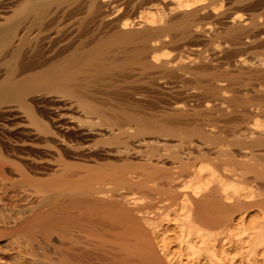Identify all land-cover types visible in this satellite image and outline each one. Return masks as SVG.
<instances>
[{
	"label": "bare ground",
	"instance_id": "obj_1",
	"mask_svg": "<svg viewBox=\"0 0 264 264\" xmlns=\"http://www.w3.org/2000/svg\"><path fill=\"white\" fill-rule=\"evenodd\" d=\"M172 1V11L189 14L166 21L155 7L131 20L108 13L107 0H4L0 5V137L15 155L47 153L54 162L45 180L30 171L37 176L31 179L28 173L31 183L48 185L31 213L25 212L27 207L17 209L22 218L10 227L33 240L41 256L54 253L59 264H264V210L249 202L256 196L251 178L264 172V66L238 60L249 65L237 63L230 73L221 63L190 68L180 55L171 56L167 45L192 34L190 12L206 0ZM235 2L240 7L228 16L220 34L264 56V0ZM168 29L179 32L166 40ZM157 67L176 80L182 71L196 74L193 80L210 97L206 100L227 95L225 77L241 86L242 75L260 82L251 85V96H232L229 103L225 97L220 103L206 101L195 111L181 100L173 103L172 97L174 106L151 111L129 89L125 97L116 96L122 81L116 74L127 80ZM103 81L108 94L97 99L102 92L93 88ZM230 90L233 95L235 90ZM74 114L86 123L82 133L75 134L67 121ZM23 124L32 129L20 127L21 133H14L21 135L17 141L28 139L33 147L16 145L10 137L14 134L9 127ZM189 127L201 144L214 147L210 162L201 157L202 149L199 162H192L198 155L186 149L192 158L184 160L187 154L180 149L176 152L186 157L172 154L177 161L163 171L165 162L161 166L157 161L173 144L166 140L181 139ZM83 136L92 137L91 142ZM143 145L149 149H141ZM8 162L19 175L25 174L23 166ZM155 164L162 168L160 180H166L161 184L175 191L169 206H158L156 219L139 207L147 196L144 189H150L147 183L153 185L150 168L158 170ZM114 183L127 191L117 193Z\"/></svg>",
	"mask_w": 264,
	"mask_h": 264
},
{
	"label": "rangeland",
	"instance_id": "obj_2",
	"mask_svg": "<svg viewBox=\"0 0 264 264\" xmlns=\"http://www.w3.org/2000/svg\"><path fill=\"white\" fill-rule=\"evenodd\" d=\"M3 1L4 0H0V5L3 3ZM107 3L110 6V10H108V8H106V10H108V13L114 12L117 17H121V16L125 17V18L127 17L128 19H131V20L132 19L136 20L137 19L136 17H137V15H139L140 11H144L146 9L155 10V7L161 8V11L164 13L163 19L166 21L175 20L176 18L174 19V17H176L177 15L179 16V18L181 17V19H182V16H184V14H185L184 10H181V11H179V10L178 11H176V10L172 11L171 10V8H173V6H174V3L172 0H107ZM237 4L238 3H236L235 0H206L203 4L197 5L195 11L190 12V14H191L190 18L192 20H194V25L191 26L192 34L189 36H183L182 39L178 40L177 42L169 43L167 45L168 52H171V56H173V57L180 55L182 57V62L185 60L183 63L186 62L185 63L186 66L189 64L187 67H190V68H195V66L197 67L203 63H204L203 64L204 66H208L209 64H212L210 66H213L215 63H219V64L221 63V65L223 64L222 66L224 68L227 67L228 71H226V69H225V71L231 73V71L237 70L236 67H239L240 65H242V66L243 65L245 66L247 64L249 65V63H250V65L253 64L252 66H254V65L264 66V62H263L264 56H261V55L259 56L257 49H253L251 47H250L251 48L250 49L249 46H247V45H246L247 46L246 47L245 45L241 46V45L231 44L226 36L220 34V32H222V29H223L222 27H223L224 22L228 21V16L233 14L234 11H236L238 9V7H240ZM235 8H237V9H235ZM114 13H113V15H114ZM186 14H189V13L186 12ZM178 32H179V30L168 29L167 31H165V34L167 35L166 40L173 38ZM236 47H239V49L238 48L235 49ZM255 52L258 55H256ZM228 53H230V54L228 55ZM250 53L253 55H251ZM223 55H224V57H223ZM261 57H263V59H261ZM231 58H233V59H231ZM257 59H259L260 61ZM177 60H176V62H177ZM238 60H246L249 63L246 64V61H245L244 64H239L237 62L239 64V66H238L236 63V61H238ZM214 61H216V62H214ZM133 67L137 69L139 66H137V67L133 66ZM140 71H138V72H140ZM116 72L118 73V71H115V74H116ZM141 72L139 73L140 76L137 74V75H135L136 77H133L131 79L129 78L127 80L126 79L124 80L123 78L119 79L120 73L116 74L118 81L119 80L121 81V79H122V81L120 82V87L116 88V92L118 93L116 96L118 98L125 97L127 92H128V89H129V93L133 92L132 93L133 99H135V100L138 99V102L140 101L139 103H140V105H142V107H147V105H148L147 108H149L151 111H153L152 109H156L159 111L160 108L161 109L170 108V106H174L173 103H175L177 100H181L180 101V103L182 102L181 105H183V104H184L183 106L186 105V107H188L186 109H188L190 111H192L193 109L196 110L197 108H199V106L202 108L204 105V102H206V101H209L211 103H213V102L214 103H220V101H222V98H224V97L226 98L225 99L226 101L228 100L225 103H229V100L232 98V96L238 95V97H241L242 95L243 96L247 95V93L250 96L252 94H254V91H253L254 88H252V87H254L255 85L257 86L260 82L259 80L257 81V79H255V77L250 78V77H246V75H244V76L242 75V80L244 79L242 81V86H241V84L235 85L234 84L235 82L233 81V79L230 78V76H228V77H225V79L222 81V83L225 86L226 85L230 86L229 88L226 86V88L228 90L229 89H232L230 91L235 90L233 92V95L231 92L229 93V91L227 90V92L223 93V95L227 94L226 96H223V97L222 96H215V97H211V99H209V100H206L205 98H210V97H207L205 94L203 96V94H201V93H205V92L202 91L201 87L197 84V82L193 80V79H197L196 74H192L193 75L192 76L191 74H189V73L186 74V73H184L185 71H182L181 73L179 72V75L182 76L181 79L177 78V80H176L174 78V75L172 77V75L170 76V74H168L164 69L158 68V67L150 69L147 72H144V71L142 73ZM166 73L168 75H166ZM194 75L196 76L195 78H194ZM185 76H186V78H185ZM171 78H173V79H171ZM252 78H253V80H251ZM248 79H249V82H251L250 84L248 82ZM183 81H185V82H183ZM151 82L153 83V85ZM246 82H248V83H246ZM186 83H188V84H186ZM243 83H244V85H243ZM196 84L198 86H196ZM252 84H253V86L251 87ZM237 85L239 86V88ZM244 86H245V88H244ZM178 87H181V88H178ZM169 88H171V93H169L170 91L167 92L168 90H170ZM176 88H178L179 90ZM246 88L247 89L249 88V89L247 90ZM93 89L102 92L99 94V97H97V99H101L100 96H107V94H108L105 91V90H107L105 81H103L101 85L95 86ZM242 91H244V92H242ZM246 91H248V92H246ZM180 92H181V94H180ZM234 93H235V95H234ZM169 97L170 98L172 97L173 99L172 98L171 99L173 101L175 99V101L172 103V100L169 99ZM182 98H184V99H182ZM168 100L169 101L171 100V102H169ZM141 101L144 104H142ZM167 102L172 104V105L166 104ZM178 103H179V101H178ZM180 103H179V105H180ZM225 103H223V106L228 105ZM166 105H167V107H166ZM189 107H191V108L189 109ZM201 108H199V110ZM156 110H154V111H156ZM195 110H193V111H195ZM75 115L76 114H74V116ZM74 116H72V117L67 116V121L70 124V127H71V129H73L72 131L75 134H77V132L82 133L81 130H82V128H84L86 126L85 125L86 123L85 122L82 123L83 120L82 119L79 120L77 115H76L77 118L76 117L74 118ZM263 116H264V114H263ZM23 126L27 129H30L32 127V126L27 125V124H25V125L23 124L22 126H15L14 125V126L9 127L10 129H8V132H10L12 134H14L15 132L21 133L20 127H23ZM77 128H78V130H77ZM188 129L193 130L190 127L185 130L186 133L182 136L185 138L181 137L182 143H181V139H178V138L177 139L172 138L174 140H172V139L166 140V142H168V143H171V144L173 143L172 145L170 144L171 145L170 147L172 149L170 147H168L173 151V153H171L172 152L171 150L168 151L170 154H169L168 158H166V155L168 154V152H165L166 155H164V158H161L160 159L161 161L159 160L160 162L157 161L161 166H163L164 162H165L166 165H164V167H162V168H164L163 171L165 170L166 166H168L166 168H169V166L172 165V163L174 161H177L176 157L175 158L170 157V156H173L175 154L177 155V153H180L178 155L180 157L182 156L181 158H185L186 155L183 153V152H185L187 154V158H185L184 160H186V161H190V159L192 158L191 156L195 154L196 156L198 155L197 156L198 158L193 156V159H191L192 162L193 161L199 162L200 160L202 161L203 160V158L201 159L202 156L204 157V160H206V162H208V163L210 162L211 156L208 157V154L214 149V147H212V145L210 143H209L210 146L208 143H207V145H206V143L201 144L203 142L199 139V137L197 135L194 136L195 135L194 131H189ZM83 130H85V128ZM192 132H193V134H192ZM10 137H11V139L16 141V145L20 144V146L25 147V148L26 147L27 148L33 147L32 146L33 143L31 141H29L28 139H24L27 141H23V142L17 141V140L21 139L20 134H14ZM84 137H86V136H83V138ZM2 138H4V137L1 135V137H0V141H1L0 142V149H1L0 150V172H1V174H0V264H41V263H43V264H59L60 260H59L58 256H56L54 253H49L47 257L41 256L40 251L33 249L34 248V245L32 242L33 240H31L26 234H24L21 231L10 229V227L13 224H15L16 221H19L22 218V214L17 213V211H18L17 209H20L21 207H27L28 209H25V212H27V214L31 213L35 208V207H33V205H35L37 203L36 202L38 200L37 197L40 196V193L42 192V190L43 191L45 190L44 187L46 185H48L47 183H45L46 185L44 184L45 181L42 182L44 185H42V183H40V185H39V183L38 184L37 183H31L30 182L31 180L29 181L28 176L32 172V174L33 173L37 174L38 177L43 178L45 180L47 175H49L52 172L51 168H53V165H51V168H49L50 163H51L49 156L47 153H43L45 155L37 154V156H35L33 154L28 155V154H24V153H21L19 155H15L7 149L8 148L7 139L6 138L2 139ZM91 138L86 137L87 142L85 141L86 139H83V140H84V142L89 143V141H90L89 139H91ZM177 140H180V142L179 143L176 142ZM174 141L177 144H174L175 143ZM174 145L177 147H175ZM194 146L197 148H195ZM198 146H199V148H198ZM234 146H237V145H234ZM43 147L44 146H42L41 149L44 150L45 147L44 148ZM237 147H239V146H237ZM143 148H144V150H146V149L148 150L149 146L143 145L141 149H143ZM180 149L183 152H180L181 151ZM183 149H186L187 151L192 150L193 154L190 151L189 153H191L192 155L190 154V157H189L188 152L183 150ZM196 149H197V151H195ZM201 149H202V151H201ZM210 149H212V150H210ZM176 150L177 151L180 150V151L176 152ZM199 150L201 152H199ZM234 150H239V149L235 147ZM207 151H209V152H207ZM241 151H243L242 153H244V155H247V153H245L247 151H245V152H244V150H241ZM197 152L200 153L201 157ZM242 153H239V155ZM209 155H211V153ZM179 156H177V157H179ZM169 157H170V159H169ZM205 157L208 159H206ZM165 158L169 159V160L165 161ZM253 158H254V156L249 158V161L252 162ZM162 159H164L163 163H162ZM187 159H189V160H187ZM245 159L248 160L247 158H245ZM9 160L16 162V163L20 164L21 166H23V168L26 169V170L24 169L25 174L19 175L18 172L13 169V166L10 164V162H8ZM152 161L154 162L153 157H152ZM53 163L54 162H52L51 164H53ZM32 164L34 165V167ZM35 164H38L40 166L35 165ZM151 165L154 166V164H152V163H151ZM158 165L155 164V167H158L157 168L158 170L150 168L151 169L150 171H152V176H153L152 179L154 180L153 185L160 182L159 184L161 186H163L161 184V182L164 183V181H165V184H166V180H165V178H163V180H160L162 178L161 173L163 174V172H162V168L161 167L159 168L160 165L159 166ZM35 166L40 167L38 169H41V170H38L37 168H36L37 170H33V169H35ZM138 167H137L138 171H142V168L140 167V165ZM35 171H38V172L35 173ZM154 171H157L158 173H160V175L159 174H158V176L154 175L153 173H155V174L157 173ZM28 173H29V175H28ZM24 175L26 177H24ZM250 175L252 177V174H250ZM2 176H4V177H2ZM35 176L36 175H30L29 177L32 179ZM156 176L160 177V178L156 180V178H157ZM251 180L253 182V184H252L253 187L254 188L256 187V190H255L256 196L253 199L251 198L253 201L250 200L249 202H250L252 208L254 207V208L259 209V210L260 209L264 210V172L263 171L259 172L258 177L257 178H251ZM32 182H34V181H32ZM151 182L152 181L147 183L148 187H150V189H148V188L144 189V191L146 190L145 191L146 193H144V194L147 195L148 197L147 196L143 197L144 199H143V201L141 200L139 207H141L142 210L149 211L150 212L149 215H151L152 217H154L156 219L158 217L157 214H159V212H160V210H158L159 209L158 206L161 205L163 208H166L167 206H169L171 204V201H173V199H171V198H174L175 194H173V192H175V191L170 192L171 190L166 189L167 185L166 186L164 185L163 188L160 187L159 184H157V187H156V185L153 186V185H151ZM117 183L120 184L119 182H117ZM149 183H150V185H149ZM118 184L114 183V187L118 189V191L116 189L114 191H116L117 193H121V192L123 193V191L124 192L127 191V190H124L125 188L123 189L124 185L122 183H121L122 189H120V186ZM117 186H119V187H117ZM151 186H152V188H151ZM154 187H156V188H154ZM159 187L165 191H167V190L168 191L167 192H164V191L161 192V190L158 191ZM153 188H154V191L151 190ZM147 189L149 191H147ZM257 192H259V194ZM171 193L173 196L170 195ZM177 194H178V192H177ZM18 198H19V200H18ZM159 199H161V200H159ZM258 202L260 205L258 204ZM198 207H199V205H198ZM31 208H33V210ZM235 212H237V211H235ZM235 212H234V215H235ZM155 219H154V221H155ZM156 255H158V251H156ZM170 264H174V263H170Z\"/></svg>",
	"mask_w": 264,
	"mask_h": 264
}]
</instances>
